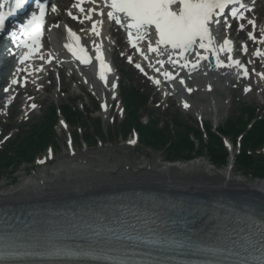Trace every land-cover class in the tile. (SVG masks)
Masks as SVG:
<instances>
[{
	"label": "bare ground",
	"instance_id": "obj_1",
	"mask_svg": "<svg viewBox=\"0 0 264 264\" xmlns=\"http://www.w3.org/2000/svg\"><path fill=\"white\" fill-rule=\"evenodd\" d=\"M62 2L63 4H61L60 7L62 13L67 14L70 23H75L76 21L68 15V11L71 10L68 6V2L65 0H62ZM258 3L263 2L258 1ZM248 4L251 6L253 5V3ZM88 7V9L92 8L90 6ZM263 7V5H259L254 8L252 14L255 15ZM100 10L101 9L98 8L97 12L93 14L94 20L100 19L98 17V12ZM242 11H244L245 14L246 10L242 9ZM247 16L248 14L246 17ZM262 20V23H259L256 17L254 20L255 27L246 23L244 28L241 29V32L251 28L250 32L256 37L259 36V39L257 42H254V40L250 38L249 41L260 46L258 49L264 53V43L261 42V40L264 39V19ZM85 23L86 20H84L81 25L85 26ZM87 23L88 26L83 29L84 31L86 30L83 33L84 37L87 39L90 38L93 45V42H95V45L101 46L103 54H105L108 36H106L105 32L99 37L95 34L92 35L93 32L90 30L91 21L88 20ZM219 27L223 29H219ZM212 29L216 41L213 47L218 46L224 39H228V34L222 35L223 33L225 34L227 28L213 26ZM57 33H59V31H57ZM220 38H222V40ZM10 46L11 44L8 43L5 48L0 51L2 64L4 63L6 65L9 61L12 62L14 60L13 58L8 59L6 55ZM199 51L203 55L206 50L200 49ZM234 51H236V48ZM206 52L212 55L216 60L217 69L215 72H209L207 69H203L200 66H197L195 69L191 67L182 68L180 65L174 66L168 62L167 55L158 56L155 53L153 55L151 53L147 54L148 59L146 60H150L149 65L147 62L144 65V57L140 59V63H143L141 66L145 68L148 73L153 72L157 74L155 79L161 81L160 84H163L165 92L176 93L173 89V87H175L174 84L185 86L187 83L191 85L190 88H194L196 85L201 86L202 84L204 88L208 90V87H211L213 82H219L221 71L224 73V70L227 69L226 64L230 63L228 58L231 57L234 60L236 59L232 54L226 51H220L218 54L210 50ZM217 55L224 61V66H217ZM257 57L262 58L264 62V55ZM176 58L177 57H174V59ZM188 58L189 60L196 59L193 53H190ZM158 59H164L165 64H157ZM182 63L183 59L181 58V64ZM151 64L155 67H152ZM31 65L33 66H30L29 74H39L42 65ZM14 66L12 71L17 70L16 64H14ZM156 67H159L161 71L156 72ZM233 68L241 71V67L233 65ZM165 70L173 74L179 73V76L174 80H166L163 76ZM98 72L99 64L97 73ZM260 73H264V68L257 74L258 80L264 84V77H262ZM105 75L108 77L106 84L103 82L100 84L106 86L107 92L101 91L100 95H102L103 100H107V94L109 95L110 92V98L113 100L118 93L117 84L115 83L116 76L111 71H106ZM112 77L113 80L109 82ZM230 77L231 76H228L226 78L230 79ZM181 78H183L184 84L180 83ZM30 82H33V80L31 79ZM113 85H115V87H113ZM223 87H227V85H222V88ZM36 93H38L36 92V87L30 83L28 88L20 92V95H34ZM186 94L187 89L181 94H177L183 105L186 103L184 99ZM227 104L228 102L226 101L221 107L217 108V106H214L213 109L217 112H212L213 115H211L214 124L219 125L223 120V113L220 109L226 110ZM184 108H187L195 117H201L202 114L205 115V113H201L198 110L185 106ZM105 111L107 112L106 107ZM119 151L120 150H118V152ZM94 154L87 152L80 153L77 157L69 158L66 156V161H59L60 168L56 170L55 173L50 176H33L32 179L23 181L22 184L17 188H12V190H4V188L0 186V213L5 211L6 213L15 212L24 214L35 210L45 212L46 210L52 209L53 211H57L62 208L76 209L80 206H87L93 203L99 205L103 202H108L112 195L129 202L130 200L136 199L135 196H141L143 194L148 196L149 200L154 202V204L161 201L169 205L170 208H173L176 212L179 210L191 215V217L198 222L197 226H199L200 234L209 236L212 240L221 238L224 235L223 229L239 225L237 222H228L224 225V228H221L219 222H210L212 211L223 210L226 208L224 205L233 209L235 208L237 210L258 214L256 218L259 221H264V180L254 181L244 173L238 174L235 171V156L232 150V160L228 167L222 172L215 170L212 166L209 167V165L199 159L187 164L176 163L162 167L159 162L156 160H149L147 157L143 158L140 162H135L128 152H125L120 157H115L112 155L113 151L100 149ZM122 194L124 195L120 198L119 196ZM245 205L247 207H244ZM246 221L245 225L250 223L248 222L250 219Z\"/></svg>",
	"mask_w": 264,
	"mask_h": 264
},
{
	"label": "rangeland",
	"instance_id": "obj_2",
	"mask_svg": "<svg viewBox=\"0 0 264 264\" xmlns=\"http://www.w3.org/2000/svg\"><path fill=\"white\" fill-rule=\"evenodd\" d=\"M240 26H238L239 30ZM236 38V37H235ZM248 40V39H247ZM246 40V42H247ZM243 47L239 46L238 49H242ZM253 49V53L256 49V46H251ZM255 61L251 60L248 63V66L250 67V74L246 75L245 78L242 79V84H237L233 80L229 81V84L226 88H222L219 85L215 84V87L212 88L210 91H199L196 90L194 94H191L188 99L189 101L195 103L196 108L199 109L202 113H205V115L202 116L200 119H196L192 113L184 112L180 108V103H178L177 98H171L169 101H167L164 97L161 98L160 94L152 96L155 101L158 102V105L155 107L149 108H143L142 109V115L146 116L147 114L154 115L155 121H162L168 123L170 127H167L164 132L169 133L170 135H175L176 130H180V126L183 128V132H186L187 127H191L193 129H196V124H201V128L204 127L202 130L205 135V128L213 127L214 130L217 129L214 126V120L211 115H213L212 110L214 106L221 107L226 102V98L228 96L227 102V109L223 110L220 109V111L223 113V120L221 123V128H224V124L229 125L232 121L237 122H245L246 124L249 123V121L252 119V114H256L257 116L263 117L264 116V86L260 84V82L256 81V78H254V70L255 68L260 69L262 66L259 63V60H256L255 64L253 63ZM121 63L124 65L120 66V71L122 72V79L121 81L126 83L127 85L131 84L136 86L137 88H143L146 92L151 91V87L149 82L146 81L144 77L140 75V73L133 70L131 67H127L124 63V60L121 59ZM66 76L63 80V89L61 92H58V86H52L51 91L48 94H42L40 98H46L44 100L43 107L41 108V111H37L34 113L31 117V121L29 123H25L22 121V118L24 117V114H22L20 108L22 106V102L19 103V105H15L11 110V114H3L2 110H0V114L2 117H0V139L5 136L6 133L10 129H14L15 133H18L19 130L23 134L20 137H23L27 134L29 129H26L27 127L36 126L39 125L42 121V115L47 113L49 109H47L49 106L52 107L55 106L58 109L63 108L66 104H71V106H76L80 108V110L84 113V117L87 115V111H95L97 110L96 103L97 100L94 98V96H91L87 89L84 88L82 85L79 84V82L74 83L70 79L69 75L67 74V71L64 73ZM252 78V79H251ZM77 81V80H76ZM226 82V81H225ZM55 81L53 82V84ZM225 86L226 83H223ZM227 85V84H226ZM66 91V92H64ZM76 96V98H74ZM79 99V101H77ZM161 105V107H159ZM215 104V105H214ZM121 108V107H120ZM6 112V110H3ZM114 112H116L115 109H113ZM114 112L110 114V119L107 121H104L103 117L99 114V112L93 116L95 120L96 118L100 119V124L102 128L104 129L105 137L104 139H98V141H95L91 139L92 141L86 145L83 143L82 138L85 137V135L89 134L90 136H93L95 133L96 125L93 120H88L86 117L85 121H82L83 124H78L71 128L66 125L64 129L59 125L57 127V131L55 134V138L53 141L54 144V151L57 153L55 156V159L53 161V166H45L44 168L37 167L39 164H36L34 162L32 165L28 163L22 164V167L19 169V173L16 174L17 178L14 179L12 176H9L10 169L2 170L0 174L2 175L3 179L0 180V186L4 188V190H12V188H17L20 184H22L23 181L28 180L29 178H33V176L42 177L45 174L50 176L52 172L55 171V168L58 169L59 167V161L66 156L72 155L71 147L75 150L76 155L79 153H97L98 150H106V151H113V156L120 157L125 152L130 153L131 157L135 162H140L143 158H148L149 160H156L160 163L162 167H165V165H169V162L167 158L171 157L168 148L165 144L163 148L161 147H153V146H143L140 147L138 143L136 145H133V143H130V141H136L137 139L135 137H131L130 139L124 140L122 137V134H120V125H121V117L117 119L115 122H112V115ZM80 116H83L82 113H79ZM177 117V119H176ZM152 119L153 116H151ZM61 119V118H60ZM85 124V125H84ZM204 124V125H203ZM245 124V125H246ZM179 125V127H178ZM89 129H86V128ZM93 126H95L93 128ZM26 129V130H25ZM6 130V131H5ZM87 130L88 133H87ZM175 130V131H174ZM192 132V131H191ZM70 133L74 135V141L75 144L72 146V141L70 138ZM193 136L194 133H191ZM79 135L80 139H77ZM196 136V135H195ZM232 137L234 135L231 134ZM16 137V136H15ZM15 137H12L10 139L11 141L9 143H15V146L11 147V150H18L17 146L21 145V139L18 138L17 140ZM173 137V136H172ZM174 136L173 138H175ZM194 139V137L192 138ZM65 140H68L70 142L71 147L66 143ZM198 141L197 139H195ZM201 141V140H200ZM204 141V140H203ZM205 142V141H204ZM205 144H207L205 142ZM210 144V142H209ZM10 145V144H9ZM12 146V145H11ZM89 148H88V147ZM207 147V146H205ZM209 146L207 150L210 148ZM147 148V149H146ZM127 149V150H125ZM118 150H120L118 152ZM117 151V152H114ZM39 153V152H38ZM236 153V151H235ZM37 154V153H35ZM46 156H48V153L43 152ZM42 154V155H43ZM95 155V154H94ZM28 160L26 158L16 159V161H19V164H21V160ZM199 160H202L205 164L211 165V157L210 153L208 151H205V153L202 155V157L198 158ZM196 158V160H198ZM178 160L176 163H182ZM173 163V164H176ZM213 167V166H212ZM214 168V167H213ZM44 169V170H43ZM215 170L222 172L225 169L221 167V169L214 168ZM47 170V171H46ZM235 171L237 173H244L247 177L253 180V177L249 174L248 171H240L239 167L235 166Z\"/></svg>",
	"mask_w": 264,
	"mask_h": 264
},
{
	"label": "snow or ice",
	"instance_id": "obj_3",
	"mask_svg": "<svg viewBox=\"0 0 264 264\" xmlns=\"http://www.w3.org/2000/svg\"><path fill=\"white\" fill-rule=\"evenodd\" d=\"M86 0H78L77 3L73 4L74 8H79L81 13L85 12L83 7ZM95 4L96 0H91ZM27 0H4L3 4H0V8L5 5H9L6 12H0V28L4 26V21L7 16L15 14L18 10L22 9ZM176 6L173 10V6ZM231 5L230 14L233 18H239L243 20L245 18L244 11L247 10V5L242 2V0H110L109 7L113 9L107 13L110 19H113L117 24L122 22L125 24L126 28L129 29L127 35L129 41L132 42V47L136 48L141 56L148 59L143 49L139 48V42L146 40L149 35L158 34V38L153 42L152 40H147L148 51L155 53L158 56L167 55V60L172 65H180L182 68L191 67L195 69L201 60L207 57L202 55L199 51L204 49L206 51L210 50L213 53H219L220 51L232 52L233 51V41L231 39H224L222 43L218 46L213 47L216 43L215 37L213 35L212 26H219L221 24L222 14ZM36 8L38 11H33L30 18L26 20V23L20 25L22 30V44L28 49L24 53L21 63L30 59L36 52L40 50L42 45V38L44 34V23L46 10L48 8L47 3H41L40 0H36ZM52 11H57L55 6H52ZM97 12L96 8L88 9V14L81 19L79 16L73 15L72 11H68V15L74 20L91 21V32H93L97 37L101 36V27L103 25V19H93V14ZM118 14H123V17ZM99 15L104 16L103 10H100ZM249 24L255 27V21L249 20ZM223 24L225 28H230L231 24L228 23L226 18L223 19ZM154 26V28L152 27ZM53 27H59L58 24H54ZM240 28H244V24H240ZM67 33L70 40L74 39L76 46H73L72 42L65 45L69 51L73 53L82 63L88 64L91 62L86 49L79 44L80 37L74 32L70 27L67 28ZM11 35L15 38L16 32L13 31ZM253 40L256 36L253 33L248 34ZM264 43V39L261 40ZM95 44V42H93ZM243 50L247 52V45L245 44ZM96 59L99 61V75L102 80L106 81V71L110 72L111 67L105 62L104 54L101 46H96ZM193 53L196 57L195 60H189L187 53ZM123 54V53H121ZM257 56L264 55L259 49L255 53ZM174 57H177L174 59ZM181 58L183 63L181 64ZM40 59H44L43 56ZM129 62H132V57L128 56ZM230 63L228 67L233 65L244 68V75H248L247 68L239 60H234L231 57L228 58ZM49 62H51L49 60ZM157 64L164 65V59H158ZM217 66H224V61L217 55ZM135 67L144 72V68L140 63H136ZM155 67V66H153ZM156 72H160L159 67L155 68ZM145 75L147 73L145 72ZM264 77V73H260ZM163 76L166 80H174L179 73L173 74L170 71L165 70ZM27 78H25V83ZM13 85L18 84V79H13L11 81ZM156 84H160L159 79H155ZM180 83L184 84L183 78L180 79ZM115 87V85H113ZM210 87V86H209ZM5 91H8L6 88ZM189 92L192 91L191 88L188 89ZM32 99V97H29ZM189 107L187 103L184 105ZM32 108H36V104L31 105ZM130 143H135V141H130ZM43 163V161H41ZM259 247L257 252L259 255L255 257L253 264H264V232H261L259 239ZM0 255H6L5 252H0ZM215 264H226L225 261H216ZM239 264H249L247 259L239 261Z\"/></svg>",
	"mask_w": 264,
	"mask_h": 264
},
{
	"label": "trees",
	"instance_id": "obj_4",
	"mask_svg": "<svg viewBox=\"0 0 264 264\" xmlns=\"http://www.w3.org/2000/svg\"><path fill=\"white\" fill-rule=\"evenodd\" d=\"M125 99L128 115L130 116L129 120L125 122V127L130 130L131 125H136L140 131L142 141L147 146L163 148L165 144H169L167 151H169L171 155L170 159L172 160L194 157V155L198 152H202L201 149L205 148L198 128L193 129L191 127H187L188 130L183 132V130H181L183 127L180 126V130H174L175 135H170L169 133L166 134V132H164L167 127H170L169 124L166 125L164 131H162L163 129H160L158 126H156L157 123L153 121L150 125H141L139 122L138 113L141 110V103L144 104V97L137 91H129V93H126ZM76 116V113H70L69 117L70 119L74 120ZM49 120L50 121H48V124L44 122L45 124H43L41 127L33 129L25 139H22L21 145L17 146L18 150H16V156H12L6 152H0V171L10 169L17 162L16 159H31L36 152L43 150L45 145L49 143V140H51L52 125L56 121L54 109L52 110L51 116H49ZM237 126L238 125L235 123L230 122V125L225 126L222 131L225 134L232 133L237 135V133L244 131L246 128L245 126L240 130ZM191 131L194 133V135H198V137L201 139V141L199 140L201 148H197L195 142L192 139ZM209 135L211 137L210 154L211 157H213L214 163L220 165L225 164L227 162L228 156L224 150L222 139L210 131ZM172 136L176 137L173 138ZM243 141L244 148L237 158L239 167L253 171V175L255 177L264 178V156L257 158L248 153V150H253L264 145V120L253 125L251 129L246 132V135H244ZM13 146H15V143L12 145V147Z\"/></svg>",
	"mask_w": 264,
	"mask_h": 264
}]
</instances>
